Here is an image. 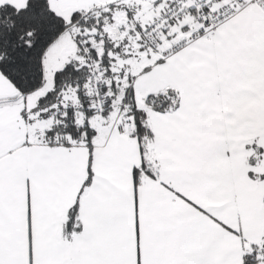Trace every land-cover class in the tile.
Here are the masks:
<instances>
[{
	"label": "snow or ice",
	"instance_id": "snow-or-ice-1",
	"mask_svg": "<svg viewBox=\"0 0 264 264\" xmlns=\"http://www.w3.org/2000/svg\"><path fill=\"white\" fill-rule=\"evenodd\" d=\"M0 264H264V0H0Z\"/></svg>",
	"mask_w": 264,
	"mask_h": 264
}]
</instances>
